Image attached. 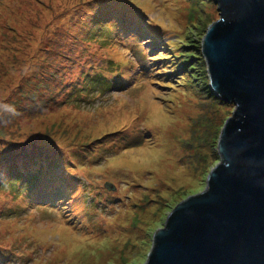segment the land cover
I'll return each mask as SVG.
<instances>
[{
  "label": "rangeland",
  "instance_id": "rangeland-1",
  "mask_svg": "<svg viewBox=\"0 0 264 264\" xmlns=\"http://www.w3.org/2000/svg\"><path fill=\"white\" fill-rule=\"evenodd\" d=\"M218 18L203 0H0V264L146 262L220 163L234 105L201 46ZM112 59L132 69L106 90L91 76L107 81ZM24 151L57 167L33 201L1 170Z\"/></svg>",
  "mask_w": 264,
  "mask_h": 264
},
{
  "label": "water",
  "instance_id": "water-1",
  "mask_svg": "<svg viewBox=\"0 0 264 264\" xmlns=\"http://www.w3.org/2000/svg\"><path fill=\"white\" fill-rule=\"evenodd\" d=\"M203 1L219 15L201 43L209 86L234 111L206 188L171 209L139 264H264V0Z\"/></svg>",
  "mask_w": 264,
  "mask_h": 264
},
{
  "label": "trees",
  "instance_id": "trees-1",
  "mask_svg": "<svg viewBox=\"0 0 264 264\" xmlns=\"http://www.w3.org/2000/svg\"><path fill=\"white\" fill-rule=\"evenodd\" d=\"M132 66V65H131ZM130 65H128V66H124L123 68H121L120 66H119V64L116 62V61H114L113 59L112 60H110L109 62H108V65H107V76H110L109 78H107L106 76H105V78H107V81L103 78V74H102V77H100L101 76V74L99 73V72H97L96 73V71H95V73H93L94 75H92L91 77L93 78V77H95V81H97L98 82V84L99 85H102V87H104V89H108V87H109V85H110V82H111V80H114V81H116V82H118L116 79H114V78H118L120 75H122L123 74V72H127L129 69H130V67H131ZM97 75H98V80H97ZM90 79V78H89ZM95 85H92V87H89L88 89H84L83 90V92L85 91V94L84 95H81L80 96V98H82V97H84L85 95H89V94H94V90L93 89H95V87H94ZM87 91V92H86ZM82 92V91H81ZM129 138H127V139H123V142L121 143V146L122 147H120V148H124V147H127L128 145H130V143L132 142V140H128ZM127 141V142H126ZM125 144V145H124ZM25 150H27V149H25ZM11 153H15V157H13L12 158V160L11 159H9L8 161H7V163L8 162H14L15 161V158L17 157V155L18 154H16V152L14 151V152H11ZM25 155H30L29 153H25V151L21 154V159H19L18 160V164H14V165H6V167L3 169V168H1V170H7L9 167H10V169H12V170H18V173L17 174H15L14 173V171H12V170H10L11 172H12V178H13V180L11 181V183H13V182H15V186L17 187V189L18 190H20L21 189V191L24 193L25 192V196H26V198L28 199V200H31V201H33V198H32V196L35 194V193H37V192H41V191H43V192H46V191H48V189H46L45 187H41V188H37L36 189V187H37V185H35V184H32V183H34V181L32 180V179H35V176L37 175V177L38 176H40V174H42V170H45L46 168H52L53 170H56L57 169V167H54V166H51V164L50 163H53V161H47V159H41L40 161H38V162H33V161H30V162H28V161H26L25 162V160H27V159H29V157H27L26 158V156ZM38 158H37V156H36V159L35 160H37ZM34 160V161H35ZM62 160V159H61ZM62 162V161H61ZM1 163V162H0ZM26 164V165H25ZM51 169V170H52ZM63 171H65L66 172V169L65 170H63ZM43 175V174H42ZM50 175H52V173L50 174ZM57 175H59L60 176V174H57ZM18 176V177H17ZM15 177H17V178H15ZM50 178H48L47 180L48 181H50L49 180ZM68 178H67V176H64L63 178H62V180L66 183V180H67ZM33 190H35V191H33ZM50 191V190H49ZM49 205H50V203H49ZM51 206V205H50Z\"/></svg>",
  "mask_w": 264,
  "mask_h": 264
}]
</instances>
